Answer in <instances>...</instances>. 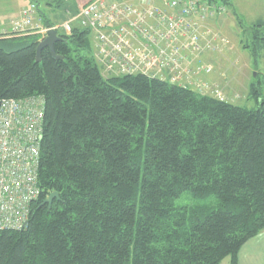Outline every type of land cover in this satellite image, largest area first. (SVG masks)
<instances>
[{"label": "trees", "instance_id": "trees-1", "mask_svg": "<svg viewBox=\"0 0 264 264\" xmlns=\"http://www.w3.org/2000/svg\"><path fill=\"white\" fill-rule=\"evenodd\" d=\"M57 32L38 63L41 35H0V101L43 99L39 195L21 230L0 232V264H237L264 229L256 84L249 109L158 77H104L88 30ZM184 193L217 205L176 206Z\"/></svg>", "mask_w": 264, "mask_h": 264}, {"label": "built area", "instance_id": "built-area-1", "mask_svg": "<svg viewBox=\"0 0 264 264\" xmlns=\"http://www.w3.org/2000/svg\"><path fill=\"white\" fill-rule=\"evenodd\" d=\"M225 1L229 0H90L62 28L68 32L69 24L77 22L78 28L90 32L94 61L105 77H158L223 101L216 90L182 78L198 74L187 66L188 53L199 63L205 53L225 45L205 27L226 12ZM36 16L37 9L30 4L10 23L9 33L45 37L57 29L35 26ZM202 70L210 73L211 67ZM42 124L41 97L0 101V232L21 230L30 203L38 198Z\"/></svg>", "mask_w": 264, "mask_h": 264}, {"label": "rangeland", "instance_id": "rangeland-1", "mask_svg": "<svg viewBox=\"0 0 264 264\" xmlns=\"http://www.w3.org/2000/svg\"><path fill=\"white\" fill-rule=\"evenodd\" d=\"M88 1L90 0H0V35L17 19V12L30 3L37 5L39 14L41 13L52 27L64 31L62 25L70 23ZM228 2L230 5L228 4L226 12L221 17L216 16L210 20L214 27L211 32L224 39L225 45L215 52L205 53L203 57H207L206 62L200 59L201 62L198 63L189 53L190 64L187 66L193 71L197 70L198 74L184 76L182 81L199 83L208 90H216L222 99L231 105L252 109L260 105V101L251 95L252 84H256L260 99L264 102V51L258 52L257 42L253 39L254 34L264 35V28L259 27V23L264 24V0ZM34 24L36 26L35 22ZM72 25L78 27L77 22L69 24V27ZM207 65L211 67L210 73L202 70ZM175 205L209 208L217 204L213 198L198 201L189 193H184L175 201ZM220 264H229V257L224 258Z\"/></svg>", "mask_w": 264, "mask_h": 264}, {"label": "crops", "instance_id": "crops-1", "mask_svg": "<svg viewBox=\"0 0 264 264\" xmlns=\"http://www.w3.org/2000/svg\"><path fill=\"white\" fill-rule=\"evenodd\" d=\"M27 7H23L17 12V15H18L17 19H18L19 15H20L21 11L23 9L27 8ZM41 16L42 15L40 13L39 17H41ZM41 20H46V18L42 17ZM37 23H38V21H37ZM37 25L40 26L41 25V21H39V23ZM212 26L213 25L211 24V22H208V23L205 24V27H207L211 31H213V29H214V27H212ZM51 28H55V27H51ZM56 28H57V29H55L56 32L59 31V28L58 27H56ZM73 28H78V27H76V26L73 27V25H72L68 32H65V31H59V32L62 33V34L68 35ZM5 33H9V29L8 28H7ZM57 34H58V32H57ZM45 37L43 35H41V39H44ZM91 43H92V56H93V59H94L95 46H94V42H93L92 38H91ZM188 57L189 58L191 57L189 55V53H188ZM205 57H203L201 59L206 62L207 57L206 58ZM237 264H264V229L262 231H260L254 238H252L249 241H247L241 247V249L239 250L238 255H237Z\"/></svg>", "mask_w": 264, "mask_h": 264}, {"label": "water", "instance_id": "water-1", "mask_svg": "<svg viewBox=\"0 0 264 264\" xmlns=\"http://www.w3.org/2000/svg\"><path fill=\"white\" fill-rule=\"evenodd\" d=\"M61 37L57 34V32L55 30H50L47 32L46 37L44 39H42L40 41V43L38 44L37 50H36V62L38 63L40 61V53L43 49L48 48L51 52V54L53 55V45L54 43H56L57 41H60ZM55 197V195H51L48 199H47V203H50L51 200Z\"/></svg>", "mask_w": 264, "mask_h": 264}]
</instances>
